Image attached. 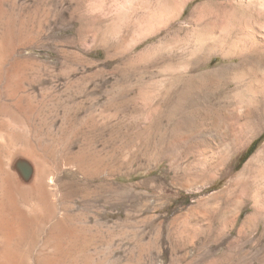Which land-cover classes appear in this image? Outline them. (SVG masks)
I'll use <instances>...</instances> for the list:
<instances>
[{"label":"rangeland","instance_id":"obj_1","mask_svg":"<svg viewBox=\"0 0 264 264\" xmlns=\"http://www.w3.org/2000/svg\"><path fill=\"white\" fill-rule=\"evenodd\" d=\"M205 1L0 0V264H264V83L197 82Z\"/></svg>","mask_w":264,"mask_h":264},{"label":"bare ground","instance_id":"obj_2","mask_svg":"<svg viewBox=\"0 0 264 264\" xmlns=\"http://www.w3.org/2000/svg\"><path fill=\"white\" fill-rule=\"evenodd\" d=\"M192 15L199 28L214 31L220 26L221 29L220 37H213L214 40L208 38V41L201 42L194 61L198 65H206L221 54L223 59L229 62L212 71L201 73L197 82L201 84L204 79L212 78L233 83L239 88H244L241 89L243 99H254V88L259 83H264V0H208L198 5ZM196 90L199 91V87H196ZM260 154L261 152L252 158L250 163ZM12 167L18 179L25 178L29 181L26 185V180H20L26 187L38 185L43 196L49 200L50 186L44 171L36 170L32 162L24 158L17 159ZM259 215L260 212H257L255 217Z\"/></svg>","mask_w":264,"mask_h":264},{"label":"trees","instance_id":"obj_3","mask_svg":"<svg viewBox=\"0 0 264 264\" xmlns=\"http://www.w3.org/2000/svg\"><path fill=\"white\" fill-rule=\"evenodd\" d=\"M260 140V139H259ZM259 140H257V141H255L250 147H249V149L247 150V152L243 155V157H242V159H241V162H243L252 152H253V150L255 149V147H256V145H257V143H258V141Z\"/></svg>","mask_w":264,"mask_h":264}]
</instances>
